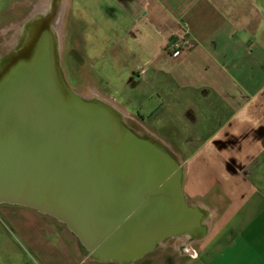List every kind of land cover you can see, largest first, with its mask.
I'll list each match as a JSON object with an SVG mask.
<instances>
[{
    "label": "water",
    "instance_id": "water-1",
    "mask_svg": "<svg viewBox=\"0 0 264 264\" xmlns=\"http://www.w3.org/2000/svg\"><path fill=\"white\" fill-rule=\"evenodd\" d=\"M68 0H38L2 30L0 206L51 218L82 262L135 264L166 249L194 254L216 219L187 198L172 147L62 66Z\"/></svg>",
    "mask_w": 264,
    "mask_h": 264
},
{
    "label": "crops",
    "instance_id": "crops-1",
    "mask_svg": "<svg viewBox=\"0 0 264 264\" xmlns=\"http://www.w3.org/2000/svg\"><path fill=\"white\" fill-rule=\"evenodd\" d=\"M116 2L128 23L126 32L121 39L100 41L94 34L88 46L96 52L93 60L117 69L114 92L129 87L159 99L152 117L166 126L177 148L159 137L186 165L187 198L199 201L217 188L223 202L219 219L193 255L166 249L135 264H264V0ZM183 38L192 46L171 56L167 47ZM83 51L86 61L85 44ZM95 88L129 113L106 92L108 87ZM161 103L168 108L164 113ZM138 120L145 125L142 117ZM174 120L182 121L183 135L173 131ZM194 158L205 165L201 189L191 188L195 177L187 163ZM0 211L28 247L10 246L13 241L5 233L0 260L87 264L64 234L29 209L4 206Z\"/></svg>",
    "mask_w": 264,
    "mask_h": 264
},
{
    "label": "rangeland",
    "instance_id": "rangeland-1",
    "mask_svg": "<svg viewBox=\"0 0 264 264\" xmlns=\"http://www.w3.org/2000/svg\"><path fill=\"white\" fill-rule=\"evenodd\" d=\"M37 1L38 0H0V50L2 49V43L4 42V37H2L4 35L1 34L2 30L7 28L10 24L22 19ZM68 2V9L64 15V24L62 26L63 35L65 34V23L70 17H72L73 20H76L75 18L77 17H81L83 23H81L82 30L87 34L84 36L86 61L83 65L80 64V68H78L77 71L74 70L75 67H73L72 65H69L68 68L65 66L66 64L64 61V57L66 55L68 47L70 46V43L66 41L63 46V66L67 68V80L69 84L76 91L81 92L84 95L90 94L91 91L88 88L91 87V85H94V87L96 86L99 89L108 87L106 92L109 94H113L115 100L123 107H125L129 113L133 114L130 115L135 120L139 121L138 118L142 117L143 123L145 124L144 126L147 129H149L151 132H155L158 137L160 136L161 138L168 141L174 148H177V145L172 144L169 134L164 130L166 126L159 125L158 123H156L154 117H152V112H154V109L156 107L159 108V99H157L156 96L152 95V93L151 95L139 94L136 92L138 90H131L129 89V87H121L120 91L114 92V89H116V86L118 85L117 81L119 79L117 78V69L113 66L103 65L100 61L93 60L92 56L95 55L96 52L88 49L90 41L95 42V38H93L94 34L98 35L99 41L100 39H121L123 34L126 32L125 27L128 26V23L123 17L121 6L116 2V0H74V9H78V13L73 14V9L70 8L72 2L70 3V0H68ZM79 8L81 10H79ZM103 33L104 35H102ZM71 39L72 41H75L73 38ZM122 78L125 80L126 77ZM127 97L130 102H126ZM161 104H163L161 106L164 113V111H166L168 108H166L164 103ZM173 125L174 132H178L179 135L184 134V132L182 133L181 130V128L183 127L182 121L174 120ZM208 162L209 163L207 164L210 165V168L215 169V164L212 161ZM187 166L190 167L191 173L195 177L193 178L194 183L191 188L201 189V186L203 184L202 176L204 173H206L204 163L201 162L198 158H194L190 161V163H187ZM226 188L228 194L230 195L231 187L229 186V184L226 186ZM220 197L221 194L219 193V190L217 188H212L209 192L199 197V202L203 203L212 210H216L215 214H219L220 216L223 207V202L221 201ZM0 208L2 207L0 206ZM30 211L35 218H38L39 216L43 221H45V223L54 226L59 232L63 234L62 227L55 223L51 218L47 216H41L32 210ZM216 219H219V217ZM5 233H8L9 236H11L10 239H12L13 241V244H11L10 242V246L15 245V247L18 246L22 250L28 251V247L24 239L19 235V232L17 231L13 223L10 222V220L6 218L0 211V239L6 238ZM69 241L68 242L71 244L72 241ZM192 247L195 251H198L201 247V244H193ZM157 252L158 251L148 254L143 258V260L147 258L151 259L154 253ZM0 264H15V262L0 260Z\"/></svg>",
    "mask_w": 264,
    "mask_h": 264
},
{
    "label": "flooded vegetation",
    "instance_id": "flooded-vegetation-1",
    "mask_svg": "<svg viewBox=\"0 0 264 264\" xmlns=\"http://www.w3.org/2000/svg\"><path fill=\"white\" fill-rule=\"evenodd\" d=\"M74 0H70V3L72 2V5L70 8L73 9V14H76L78 9H74V5L75 2L73 3ZM80 9V8H79ZM76 20H73L72 17H70L69 19H67L66 23H65V34L63 36V46L66 43V41L68 43H70V46L68 47L67 51H66V55L64 57V61H65V66L68 68L69 65H72L73 67H75V71L78 70V68H80V64H84L85 63V55H84V51H83V46L85 44V40H84V34L85 32L82 30V20L80 18H75ZM83 24V23H82ZM70 38V39H68ZM73 38L75 41H72ZM63 52H64V47H63ZM62 52V53H63ZM62 66H63V55H62ZM63 66L66 77L68 76V71L67 68ZM132 75L130 77V79H132ZM101 90V89H100ZM4 207V206H1Z\"/></svg>",
    "mask_w": 264,
    "mask_h": 264
},
{
    "label": "built area",
    "instance_id": "built-area-1",
    "mask_svg": "<svg viewBox=\"0 0 264 264\" xmlns=\"http://www.w3.org/2000/svg\"><path fill=\"white\" fill-rule=\"evenodd\" d=\"M192 41L188 38H183L179 43L170 44L167 51L173 57L179 55L181 52L188 50L192 46Z\"/></svg>",
    "mask_w": 264,
    "mask_h": 264
}]
</instances>
